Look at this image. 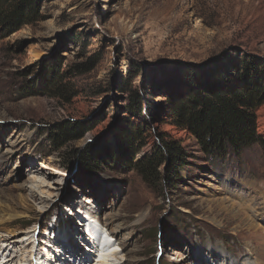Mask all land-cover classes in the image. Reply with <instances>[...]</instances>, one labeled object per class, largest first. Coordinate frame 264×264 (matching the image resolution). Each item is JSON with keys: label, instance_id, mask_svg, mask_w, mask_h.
Returning a JSON list of instances; mask_svg holds the SVG:
<instances>
[{"label": "rangeland", "instance_id": "rangeland-1", "mask_svg": "<svg viewBox=\"0 0 264 264\" xmlns=\"http://www.w3.org/2000/svg\"><path fill=\"white\" fill-rule=\"evenodd\" d=\"M33 2L17 29L0 25V264H65L62 245L76 264L101 252L103 264H264V204L245 203L264 199V144L210 158L167 111L195 77L228 79L235 58L264 63V0ZM255 115L264 139V102ZM64 121L89 128L57 148L48 131ZM138 128L144 140L123 146ZM162 141L186 154L173 187L166 163L150 182L133 166ZM88 147L93 170L67 161ZM89 208L115 220L95 224Z\"/></svg>", "mask_w": 264, "mask_h": 264}, {"label": "trees", "instance_id": "trees-1", "mask_svg": "<svg viewBox=\"0 0 264 264\" xmlns=\"http://www.w3.org/2000/svg\"><path fill=\"white\" fill-rule=\"evenodd\" d=\"M33 6V0H1L0 25L8 30L17 29L26 21L25 9H32ZM245 60L242 64L233 59L234 69L228 79L221 81L218 76L213 81V78L202 80L195 77L187 91L170 96L167 111L172 123L195 137L200 150L210 158H224L229 153L238 155L256 142L264 144V139L256 131L255 115V109L264 102V63L253 56L249 64ZM47 73L48 69L44 71L42 81L47 79ZM48 80L49 84L54 83V78ZM33 91L39 92L34 88ZM129 98L133 110L139 111L142 108L139 95L131 94ZM88 128L83 123L73 125L64 121L56 123L48 135L59 148L78 138ZM142 135L141 129L131 130L126 140L121 139V144L126 148H135L133 143L140 139L143 141ZM90 147L72 156L66 155L67 161L75 156L78 165L85 171L93 170L98 165L99 152ZM185 157L177 142L162 141L151 154L137 159L133 166L137 167L145 181L150 182L156 178L158 167L166 163V174L160 179L173 187L172 183L186 164Z\"/></svg>", "mask_w": 264, "mask_h": 264}, {"label": "bare ground", "instance_id": "bare-ground-1", "mask_svg": "<svg viewBox=\"0 0 264 264\" xmlns=\"http://www.w3.org/2000/svg\"><path fill=\"white\" fill-rule=\"evenodd\" d=\"M30 55H32V57L34 58L37 54H36V52L35 51H33V52H31L30 53ZM6 151H10V150H8V149H6ZM44 167H48L47 165H43ZM52 169V168H51ZM35 171H37V169L35 170ZM35 181V180H34ZM41 184V183H40ZM263 183H261V185H262ZM261 187V186H260ZM262 195H264V192L262 193ZM253 197V196H252ZM257 200V199H256ZM251 201V202H249L248 200H246V202L245 203H250V205L252 206V205H256L257 204V206H259V204H264V199H261V201L260 202H257V201ZM245 203H243L244 205H245ZM247 205H245V209L247 208L246 207ZM261 207H263V206H261ZM91 208H89L88 210H83L84 211V213L86 212L88 215H87V217L89 216L90 218H94L95 220H96V223L95 224H99L100 226H104V225H108V224H112V222H113V220H115L114 218H113V216L112 215H108V214H106V215H104V216H102V217H100L99 215H97L96 213H94V209L92 210H90ZM238 210H240V208H238ZM237 210V211H238ZM98 216V217H97ZM248 217V216H247ZM95 224H87V225H91L90 226V229H93V226H95ZM118 226V225H117ZM115 228H117L116 227V224H115V227L112 229V233L114 232V231H116L115 230ZM107 230V229H106ZM109 231V235L110 236H113V235H111L110 233V230H108ZM109 235L108 236H103V237H101V233H96L95 234V237H94V239H96V244H97V247H99V244H102V246L101 247H103V246H106L107 245V242H108V240H109ZM116 240H119V238L118 239H116ZM59 245H60V241L59 240H57L56 241ZM118 244L121 246L122 245V242L121 241H119L118 242ZM61 247V246H60ZM68 248H69V246H67V245H62V250H61V254H59V255H57L56 256V258H58V259H60V261L61 260H63V261H66V263L65 264H76L75 262H73V257H71V256H69L68 255ZM121 248H122V246H121ZM115 249H117V248H115ZM103 249H101V251H102ZM26 252H29V251H26ZM29 253H31V252H29ZM33 255H34V252H33ZM112 255H115V253L114 254H112ZM106 254L105 253H103V252H101L100 253V256H99V260H98V262H99V264H103V263H105V261H106ZM28 257V256H27ZM27 257H25L26 259H27ZM31 257H32V255H30V257L28 258V261H29V263L31 262ZM33 258V257H32ZM70 259V260H66V259ZM74 258L76 259V261L79 263V264H83V263H86V258H85V256L83 255V254H78L77 253V255H75L74 256ZM9 259V258H8ZM85 259V260H84ZM248 260H247V262L249 263V264H252L253 262L251 261V259H249V258H247ZM34 260V259H33ZM84 260V261H83ZM6 261V260H5ZM8 261V260H7ZM3 262V261H2ZM56 262V261H55ZM28 263V264H29ZM56 263H58V264H64V263H59V262H56ZM47 264H50L49 262L47 263ZM112 264H115V263H112Z\"/></svg>", "mask_w": 264, "mask_h": 264}, {"label": "water", "instance_id": "water-1", "mask_svg": "<svg viewBox=\"0 0 264 264\" xmlns=\"http://www.w3.org/2000/svg\"><path fill=\"white\" fill-rule=\"evenodd\" d=\"M75 165V164H74Z\"/></svg>", "mask_w": 264, "mask_h": 264}]
</instances>
